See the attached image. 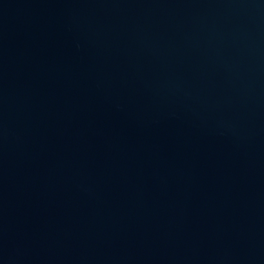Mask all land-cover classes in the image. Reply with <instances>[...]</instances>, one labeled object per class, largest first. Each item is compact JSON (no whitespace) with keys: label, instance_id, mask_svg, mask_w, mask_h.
Segmentation results:
<instances>
[{"label":"water","instance_id":"obj_1","mask_svg":"<svg viewBox=\"0 0 264 264\" xmlns=\"http://www.w3.org/2000/svg\"><path fill=\"white\" fill-rule=\"evenodd\" d=\"M0 264H264V0H0Z\"/></svg>","mask_w":264,"mask_h":264}]
</instances>
